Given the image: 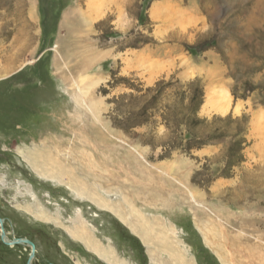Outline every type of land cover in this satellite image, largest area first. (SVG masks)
Segmentation results:
<instances>
[{
    "label": "rangeland",
    "instance_id": "1",
    "mask_svg": "<svg viewBox=\"0 0 264 264\" xmlns=\"http://www.w3.org/2000/svg\"><path fill=\"white\" fill-rule=\"evenodd\" d=\"M35 148L168 236L183 263L264 264V0H0L9 239L34 244L33 264H108L68 234L82 219L121 264H174L35 174ZM31 252L0 233V264Z\"/></svg>",
    "mask_w": 264,
    "mask_h": 264
},
{
    "label": "bare ground",
    "instance_id": "2",
    "mask_svg": "<svg viewBox=\"0 0 264 264\" xmlns=\"http://www.w3.org/2000/svg\"><path fill=\"white\" fill-rule=\"evenodd\" d=\"M69 20L70 15L66 14L64 16V21L63 23H61L60 26L61 31H67V27L70 23ZM64 41L65 40L62 37H60V39L58 40V46L60 49L63 48V46L65 45ZM226 112L227 110L225 109L221 111L222 114H225ZM44 149H41L43 150L41 151L35 148L31 150L28 154L23 155V159L28 164V166L34 171L35 174L45 179L54 180L60 185H64L69 191L76 195L78 199H82L86 202L91 203L93 206L100 209L101 211H108L113 213L124 224H128L131 230L135 234L140 236V239L144 244L154 246L157 251L161 253L164 252L168 256H170V261L172 263L187 264L183 263L181 259V254L178 253V251L174 248L171 239H169L168 236L166 237V235H162L153 237L151 229L146 225L147 223H145L141 218L138 219L140 223H130L128 221L127 216L123 214V212L118 206V209H116L115 207L110 205V203L96 191L90 190L86 183L76 178L70 167H68L66 164L62 163L55 157L52 150L45 149L44 151ZM39 214L45 216L44 212H40ZM1 222L2 221L0 219V233H5V243L9 244L11 247H14L12 243L13 240L9 239V233L4 229V225ZM66 230L70 237L82 243L88 251H90L98 258L105 259L108 264H121L117 262L111 251L107 252L98 244V242L92 236L91 230L88 228V225L84 220L78 219L77 222L74 223L73 227L67 228ZM28 247L31 246L28 245ZM34 253L37 254V249L35 250V248ZM153 260L155 261L156 259L154 258Z\"/></svg>",
    "mask_w": 264,
    "mask_h": 264
},
{
    "label": "water",
    "instance_id": "3",
    "mask_svg": "<svg viewBox=\"0 0 264 264\" xmlns=\"http://www.w3.org/2000/svg\"><path fill=\"white\" fill-rule=\"evenodd\" d=\"M2 222V224H4V221L3 220H1ZM5 237H6V235H5V233L4 232H1V239L3 240V242H5ZM13 245H16V244H19V245H25V244H27V245H29V246H31L32 248L31 249H33L32 250V252H31V256H30V259H29V263L28 264H31L32 263V260H33V258H34V244L33 243H31V242H29V241H27V240H24V239H15L13 242ZM9 245V244H8Z\"/></svg>",
    "mask_w": 264,
    "mask_h": 264
},
{
    "label": "flooded vegetation",
    "instance_id": "4",
    "mask_svg": "<svg viewBox=\"0 0 264 264\" xmlns=\"http://www.w3.org/2000/svg\"><path fill=\"white\" fill-rule=\"evenodd\" d=\"M29 248H31V247H29ZM32 250V249H31ZM36 255V254H35ZM35 255H34V258H33V260H32V263L31 264H33L34 263V261H35Z\"/></svg>",
    "mask_w": 264,
    "mask_h": 264
}]
</instances>
